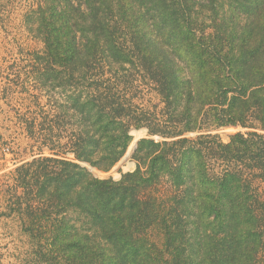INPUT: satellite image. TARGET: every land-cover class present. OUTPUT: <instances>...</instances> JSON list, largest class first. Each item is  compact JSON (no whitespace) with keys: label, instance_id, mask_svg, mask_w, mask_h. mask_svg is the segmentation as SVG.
I'll return each mask as SVG.
<instances>
[{"label":"trees","instance_id":"1","mask_svg":"<svg viewBox=\"0 0 264 264\" xmlns=\"http://www.w3.org/2000/svg\"><path fill=\"white\" fill-rule=\"evenodd\" d=\"M25 12L41 49L6 69L33 100L18 124L38 153L2 186L31 264H264V0H37ZM136 83L159 105L134 103ZM237 127L249 131L215 133ZM130 157L117 181L89 170Z\"/></svg>","mask_w":264,"mask_h":264},{"label":"rangeland","instance_id":"2","mask_svg":"<svg viewBox=\"0 0 264 264\" xmlns=\"http://www.w3.org/2000/svg\"><path fill=\"white\" fill-rule=\"evenodd\" d=\"M37 0H0V263L1 264H31L30 242L20 233L19 223L14 216L8 213L10 209L9 199L12 193L5 192L2 183L14 185V170L22 162L32 159V155L38 153L36 146L29 147L25 132L19 126L21 119L31 117L33 111V100L28 94L20 93L14 82L15 69L7 70L11 64L17 63L19 68L25 67L21 64L19 54L30 50L41 49V44L32 37L24 26L25 11L35 5ZM21 58V57H20ZM6 77V79H5ZM137 84V83H136ZM139 91H131L134 103L143 107L159 105V97L148 85L137 84ZM17 86V87H16ZM36 94V93H35ZM134 132L137 141L146 136L144 129ZM249 130L237 128H225L217 130L219 138L228 142V136L237 132L245 133ZM196 134H189L194 137ZM132 140L134 135H131ZM4 147V148H3ZM29 147V148H28ZM3 148V149H2ZM9 151L5 152L4 149ZM48 155L47 152H43ZM124 157V156H123ZM123 159V158H122ZM120 160L109 172L102 173L89 168L90 172L99 178H112L117 181L122 173L133 172L135 163L131 160ZM118 176V177H116ZM262 187V186H261ZM8 217V218H7ZM149 236L155 242H161V237L156 230L149 232Z\"/></svg>","mask_w":264,"mask_h":264},{"label":"bare ground","instance_id":"3","mask_svg":"<svg viewBox=\"0 0 264 264\" xmlns=\"http://www.w3.org/2000/svg\"><path fill=\"white\" fill-rule=\"evenodd\" d=\"M136 144V143H135ZM134 148H135V146H134Z\"/></svg>","mask_w":264,"mask_h":264}]
</instances>
